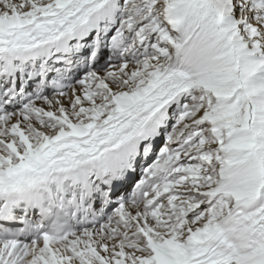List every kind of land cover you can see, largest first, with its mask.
Listing matches in <instances>:
<instances>
[{"label":"snow or ice","instance_id":"obj_1","mask_svg":"<svg viewBox=\"0 0 264 264\" xmlns=\"http://www.w3.org/2000/svg\"><path fill=\"white\" fill-rule=\"evenodd\" d=\"M0 264H264V0H0Z\"/></svg>","mask_w":264,"mask_h":264}]
</instances>
